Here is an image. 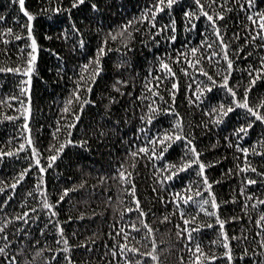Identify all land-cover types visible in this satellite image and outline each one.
Masks as SVG:
<instances>
[{"label": "trees", "instance_id": "obj_1", "mask_svg": "<svg viewBox=\"0 0 264 264\" xmlns=\"http://www.w3.org/2000/svg\"><path fill=\"white\" fill-rule=\"evenodd\" d=\"M66 2L67 0H65ZM149 2L150 0H104L105 7L102 8L101 14L94 16L85 7L78 13L74 10L72 19L79 22L89 16L93 17L91 21L93 32L89 37L91 39V36H95L94 30L97 27L107 31L108 28L118 26L126 19L138 16ZM184 2L185 0H180L181 4ZM229 4L231 6V0H229ZM26 6L31 11H36L38 7L42 6V0H26ZM17 14L18 6L13 3V0H0V15H4L7 21V24L0 23V29L5 26H12L14 30L18 29L19 24L12 20V17ZM171 15L177 21L176 41L165 42L164 36L157 34L160 43L155 45L151 42L146 43L145 41L148 39L147 22L138 24L139 31L133 33L135 37L132 41L133 51L129 55L135 60L132 75L135 77L136 95H139L142 91L145 77L155 83V81H152V77L160 71L156 67L158 56L164 55L165 52L174 56L176 49L183 51L184 47L195 46L203 38L202 21L197 22L196 29L188 32L184 28L182 8L174 6ZM166 16L167 13L159 15L158 20L166 23ZM20 22H24L22 14ZM218 23L220 22L218 21ZM250 23L239 10L227 13L225 20L221 23L225 43L230 45L228 49L229 56L234 62L230 83L235 85L236 82H239L241 87L248 79L246 71H242V69H246L248 64L256 65L258 58L264 56V39L256 37L254 42L250 39L252 33L247 31V25ZM70 24L71 20L55 13L38 15L33 21V32L41 49L37 71L33 74L29 86L31 113L28 118V128L24 127L25 117L20 114L22 105L26 109L29 106L28 96L22 94L19 87L20 80L24 77L20 74L0 72V100L4 101V103H0V149L8 151L11 148H16L18 143L25 142L30 135L33 144L43 153V156L51 154L48 146L54 143L53 131L58 127L57 120L62 115L60 109L63 107V100L67 97L73 84L69 79L70 72L63 78L57 79V73L52 69L62 68L64 65L58 63L55 56L47 51L49 48H55L61 53V56H66L67 46L64 42L55 38L51 41L45 40L44 34L58 33L61 31L60 25L70 28ZM224 25L227 26L226 29ZM78 26L83 25L78 23ZM233 33H236L240 38L235 39ZM98 39V36L96 39H92L93 46ZM245 41L248 42L245 43ZM28 43L27 39L22 38L20 41L11 40L5 45L3 39L0 38V68L14 67L17 63H22V59L18 57L17 52ZM70 43L71 41H69ZM208 43H212L213 47L211 49H205L204 46H201V51L205 55H209L213 51L216 53L222 52L216 38L211 33H209ZM241 45H243V51L239 50ZM257 45H261V47H257ZM110 47L113 50L106 55L103 61L104 74L92 93V97L97 100L99 107L91 105L85 107L81 121L72 129L73 139L79 138L82 133L91 130L100 122V113L103 112V104L100 102L101 95L104 93L116 95L114 90L110 91V86L114 75L120 74L115 65L123 57L117 49L116 42H110ZM5 49H7V52H5ZM233 49L237 51H233ZM26 51L27 49H25V57ZM245 52L252 55L247 56ZM88 54H92L91 50ZM80 59V56L76 55L71 62L76 63ZM213 60L214 62H210L201 59V64L205 71L219 79L220 71H222L226 62L223 61L222 55L215 56ZM184 66L189 67V75L181 72L179 65L172 64L180 84L175 102L177 111L184 117L185 132H194L197 149L201 151V159L206 164L219 161L206 168L205 174L210 182L218 181L211 185L212 193L215 194L217 203L220 205L219 209L215 211H218L220 218L225 220L224 230L228 233L234 256L241 252L245 245L250 251H253L254 245L260 239L259 233L261 232L255 221L261 213H264V204L253 203L257 198L264 200V180L259 175L260 172H264V158L249 154L248 159L257 171L245 173L242 170H237L238 163H244L243 154L227 146L224 141V136L236 123V117L232 116L225 126L218 127L208 123L209 118L204 114L202 108L189 104L186 99L187 95L194 93L195 84L200 81L206 82V77L199 72H195L193 75L194 70L191 66ZM148 69H151V72ZM124 75L127 77L129 73L125 72ZM188 84H192L193 88L188 89L186 87ZM169 87L170 84L166 80L159 88L164 100L158 98H155V100L161 107L171 106L167 103L169 100L167 89ZM253 93L256 97H259L264 94V88L254 89ZM253 93H250V99H252ZM148 94V92L144 93L145 96H148ZM13 96L17 99H8V97ZM119 99L120 103L114 106V111L117 113L116 119H120L124 111L130 109L133 105L136 107V114L139 115L140 108L149 102H130L127 96ZM106 102L105 100L104 103ZM7 116L16 118L9 120L6 118ZM165 116H168V114L165 113L159 118L158 127L169 126L164 118ZM204 123H208L207 129L203 127ZM59 127L58 140L62 141L65 138L63 120H60ZM138 127L139 124L129 111L128 123L119 129L124 139L113 137L110 141L111 150L105 147L100 151L83 152L72 145H67L65 152L57 158L52 166L47 168L44 174L49 193L48 198L51 201L57 198L62 188L71 187L72 184H79L81 180H86V184L82 188H77L76 191L69 193L58 208L64 234L73 246L67 254L71 256L75 264H123L124 257L119 254V245L125 243V236H127L126 243L139 247L141 253L149 251L151 241L145 235L147 229L144 227L142 220L147 221V224L154 230L152 235L155 236L157 242L156 252L159 254L160 264H190L189 257L191 253L188 251V244L185 242L184 237L178 235L177 223H182L181 217L179 212L173 210L175 201L168 199V196L169 193H175L183 188L184 183L191 182L194 191L192 193L181 192V195H192V201L187 205H183V207L186 215H194L199 211L196 202L210 200V194L207 188L201 185L202 178L196 174V166H193L192 171L182 173L178 178L161 186L158 182L159 173L154 175L156 169L153 161L146 160L144 157L133 158L128 153L129 144H131L132 149L136 148V144L129 138L133 136ZM250 131L251 135L243 141H237L235 137L230 138L234 143H240L243 147L255 140L260 133L264 132V129L257 126ZM217 137H219V143ZM138 139L142 140L143 137H138ZM213 144H216V147H212ZM181 151V148L173 145L170 154H168V159L174 160L181 154ZM43 156L41 157L42 162ZM29 157L30 146L27 145L18 156L0 157V181L11 184L16 173L26 167ZM118 164H123L124 169L132 173L128 184H122L119 178L115 177L114 172L117 170ZM155 164L159 165L160 161H155ZM228 169H232V172H229ZM98 174L107 177L102 186L97 184ZM37 178L36 172L30 170L26 179L17 185L14 195L7 187L4 188V192H0V200L8 196L12 197L7 205L0 207V220L21 215L29 208L36 207L39 203V195L36 192ZM247 178L255 179L256 184H246ZM132 182L135 183L136 196L139 198L140 207L143 208L145 213L143 217L134 207L135 201L132 199L131 194L125 190L131 186ZM93 185H95V188L92 187ZM241 186L244 187V192L240 191ZM153 188L156 191H153ZM195 190H199L200 194L198 196L194 194ZM29 192L32 193V196L27 195ZM248 193H251L252 196L249 197ZM233 196H235V200H233ZM109 197H111V200L108 199ZM245 200L248 201L247 205L244 203ZM204 206L208 208L209 212L214 211L210 204ZM126 208H132L133 210L131 212L122 211ZM36 211L40 214L38 223L33 224L31 220L23 225L22 222H14V225L9 227L10 238L17 241L16 245L9 246V252L11 253L14 247L23 248V252L18 254L20 264H45V257L56 258L51 264H66L63 254L48 251V249H62L64 245L60 242L59 235L52 225H49L44 233L39 232V228L44 227L46 223V210L37 208ZM93 213L96 214L93 215ZM31 216L32 213L29 212V217ZM69 216L72 219H68ZM165 216L169 218L165 220ZM229 217H237V219L232 220ZM198 219L203 224H211V227H202L199 232L194 234L195 240L201 244L206 252L215 253L218 257L217 261H209L208 264H226L225 259L219 255L224 247L220 243L222 239L219 236L220 226L215 217L200 211ZM132 223H135L137 228H131L130 224ZM21 226L24 232L29 233V238L24 240L23 245L19 243V240L23 239L21 233L11 234L13 227L20 229ZM33 237L39 241V244L32 242ZM233 237L237 239H233ZM86 240L89 242L84 243ZM212 241L217 242L212 244ZM3 243L4 241L0 237V244ZM114 247L118 249L115 254L112 252ZM37 248L45 249L42 255H33ZM124 251L128 258L133 261H140V264H153L150 257L145 256L141 260L140 254L128 252L127 249H124ZM181 256L184 258L183 260L180 259ZM3 259L0 256V262ZM234 264H250V262L236 259Z\"/></svg>", "mask_w": 264, "mask_h": 264}, {"label": "snow or ice", "instance_id": "obj_2", "mask_svg": "<svg viewBox=\"0 0 264 264\" xmlns=\"http://www.w3.org/2000/svg\"><path fill=\"white\" fill-rule=\"evenodd\" d=\"M13 3L18 6V14L13 16L12 20L19 24V28L14 30L12 26L3 27L0 29V38L3 39L5 45L11 40L20 41L22 38L27 39L29 43L22 46L17 52L18 57L22 59V63H17L14 67L0 68V72L20 74L24 77V79L20 80L19 84L21 93L29 98L27 109L23 105L20 108V114L25 117L24 127L28 128V118L31 113L29 86L31 85L33 74L37 71V62L41 49L37 37L33 32V21L38 15L55 13L71 20L70 28L60 25V32L53 33L52 35L45 33L44 39L51 41L55 38L64 42L67 46L68 52L66 56H61V53L55 48H49L47 51L55 56L58 63L64 65L62 68L52 69L56 71L57 79L63 78V76L70 72L71 76L69 79L72 81L73 87L63 100V107L60 109L62 115L57 120L58 127L53 131L54 143L48 146L51 154L43 156V153L33 144L30 135L25 142L18 143L16 148H11L8 151L0 149V157H10L18 156L25 149L26 145L30 146V157L28 158L26 167H23L16 173L11 184H5L0 181V192H4V188L7 187L14 195L17 185L26 179L30 170H33L38 177L36 180V192L39 195V203H37L35 208H29L21 215L0 220V237L4 241L3 244H0V256L4 258L0 264H20L18 254L23 252V248L14 247L13 251L9 252V246L16 245L17 241L10 238L8 229L14 225V222H22L23 225L31 220L33 224L38 223L40 214L36 211L37 208L46 210V223L44 227L39 228V232L44 233L48 226L52 225L55 232L59 235L60 242L64 245L62 249L55 248L48 249V251L63 254L66 264H75L71 256L67 254L73 246L64 234L58 208L66 196L76 191L77 188H82L86 184V180H81L79 184H72L71 187L62 188L57 198L51 201L48 198L49 193L44 174L47 168L52 166L57 158L61 157V154L65 152L67 145H72L83 152L100 151L105 147L111 150L110 141L113 137H119L121 140L124 139L119 129L128 123L129 111L139 124L137 131L129 138L136 144L135 149H132L131 144L128 145L129 155L133 158L144 157L146 160L153 161L154 168L156 169L154 175L159 173L158 182L161 186L178 178L182 173L192 171L193 166H196V174L202 178L201 185L207 188L210 194V200L196 202L199 211L194 215H186L183 207V205H187L192 201V195H181V192L192 193L194 191L191 182L184 183L183 188L175 193H169L168 196V199L175 201L173 210L179 212L181 217L182 223H177L178 235L184 237L185 242L188 244V251L191 253L189 257L190 264H208L209 261H217L218 259L215 253L206 252L194 238V234L199 232L200 228L211 227V224H203L199 221L200 211L214 216L220 226L219 236L222 237L220 243L223 245L224 250L219 255L225 259L226 264H234V260L236 259L248 260L250 264H264V213H261L255 221L261 232L259 233L260 239L258 243L254 245V250L250 251L245 245L243 250L236 256L233 254L228 233L224 230L225 220L220 218L218 211H215L219 209L220 205L217 203L215 194L212 193L211 185L218 181L210 182L208 176L205 174L206 168L210 167L212 163H218L219 161H212L206 164L201 159V151L197 149L194 132H185L184 117L177 111L175 103L176 95L180 88L179 78L172 67V64L175 63L180 66L179 70L181 72L189 75V67L184 65H190L194 70L193 75L195 72H199L206 77V82L200 81L195 84L194 93L186 96L188 103L201 107L204 114L209 118L208 123L218 127L227 125L232 116L236 117V123L229 129L228 134L224 136V141L227 146L243 154L244 163H238V171L242 170L245 173L249 171L256 172L257 169L249 161L248 156L251 154L254 157L264 158V132L260 133L250 144L243 147H241L240 143H234L230 137H235L237 141H243L251 135L250 130H254L257 126L264 129V94L256 97L253 93L254 89L264 88V56L258 58L256 65L248 64L246 69H242V71H246L248 77L242 87L239 82H236L235 85L230 83L234 62L229 56L228 49L230 45L225 43L221 23L225 20L227 13L239 10L251 22L247 25V31L252 33L250 39L253 42L256 37L264 39V6H262L264 5V0H231V6L229 0H185L183 4L180 3V0H150L138 16L126 19L118 26L108 28L107 31L97 27L94 30L95 36H91V39L89 37L93 32L91 28L93 17L89 16L87 19L78 22L77 20H73L72 16L74 10L78 13L85 7L94 16L99 15L102 8L105 7L104 0H67L66 3L65 0H42V6L38 7L36 11H31L26 6V0H13ZM174 6L182 8L183 24L186 31L191 32V30L197 28V22H203V38L195 46L184 47L183 51L176 49L174 56L168 52H165L162 56H158L156 67L160 71L152 77V81H155V83H152L145 77L144 87L139 95H136L135 77L132 75L135 60L129 55L133 51L132 41L135 39L133 33L139 31L138 24L147 22L148 39L145 41L146 43L151 42L153 45L160 43L159 39H157V34L164 36L165 42L176 41L177 21L171 15ZM165 13H167L166 23L158 20V16ZM21 14L24 18L23 23L20 22ZM85 15L87 14L85 13ZM0 23L7 24L4 15H0ZM78 23L83 26H78ZM224 27L226 29L227 26L224 25ZM209 33L216 38V42L222 49L221 53L213 51L209 55H205L201 51V46H204L205 49L213 47L212 43H208ZM97 36L99 39L93 46L91 41L92 39H96ZM233 36L237 40L240 38L236 33H233ZM69 41H71L70 44ZM110 42H116L117 49L123 57L115 65L120 74L114 75L110 86V91L114 90L116 95H109L107 93L101 95L100 102L103 104V112L100 113V122L91 130L82 133L79 138L73 139L72 129L81 121L85 107L89 105L99 107L97 100L93 99L92 93L99 79L104 74V58L113 50L110 47ZM247 42L245 41V43ZM257 47H261V45H257ZM25 49H27L26 57L24 55ZM89 50H91V55L88 54ZM239 50L243 51V45L240 46ZM233 51L237 50L233 49ZM5 52H7V49H5ZM76 55H79L81 59L77 60L76 63H72L71 61L75 59ZM217 55H222L223 61L226 62L223 65L222 71H220L219 79L205 71L201 64V59L214 62L213 58ZM245 55L251 56L252 54L245 52ZM148 71L151 72V69H148ZM125 72L129 73L127 77L124 75ZM197 79L199 78L197 77ZM166 80L170 84V87L167 89L169 92L167 103L171 106L161 107L160 104L156 103L155 98L164 100V96L159 91V88ZM186 87L192 89L193 85L188 84ZM145 92L149 93L148 96L144 95ZM250 93H253L252 99H250ZM124 96H127L130 102H149L140 108L139 115L136 114V107L133 105L130 109L124 111L120 119H116L117 113L114 111V106L118 105L120 103L119 98ZM8 99H17V97H8ZM105 100L107 101L106 103H104ZM0 103H4V101L0 100ZM165 113L168 114L164 118L167 120L169 126L158 127L159 118ZM169 117L171 118L169 119ZM6 118L12 120L16 117L7 116ZM60 120L64 121L65 127V138L62 141L58 140ZM208 123L203 124L205 129L208 128ZM138 137H143V139L139 140ZM217 142L219 143V137H217ZM173 145L181 148L182 151L174 160H169L168 154H170ZM212 147H216V144H213ZM155 161H160V164L156 165ZM228 171L232 172V169H228ZM114 175L119 178L122 184H128L132 173L126 171L123 164H118ZM259 175L264 180V172H260ZM106 179V176L98 174L97 184L102 186ZM256 182L252 178H247L245 181L248 185H254ZM92 187L95 188V185ZM125 190L131 194L132 199L135 201L134 207L139 211L141 217H143L145 213L143 208L140 207L139 198L136 196L135 183L132 182L131 186ZM153 191H156V189L153 188ZM240 191L244 192L243 186H241ZM194 194L198 196L200 194L199 190H195ZM5 195L7 196V194ZM27 195L32 196V193L29 192ZM248 195L249 197L252 196L251 193H248ZM11 199L12 197L8 196L0 200V207L7 205ZM108 199L111 200V197ZM233 200H235V196H233ZM244 203L247 205L248 201L245 200ZM253 203L264 204V200L257 198ZM205 204H210L214 211L209 212L208 208L204 206ZM132 210V208H126L122 211L131 212ZM29 212L32 213L31 217H29ZM95 214L93 213V215ZM168 218L167 216L164 217L165 220ZM68 219H72V217L69 216ZM229 219L235 220L237 217H229ZM142 223L147 229L145 235L151 241L150 250L141 253L139 247L126 243L127 236H125V243L119 245V254L124 257L123 264H140V261L129 259L124 249H127L131 253L140 254L141 260L147 256L151 258L153 264H160L159 254L156 252L157 242L155 236L152 235L154 230L147 224V221L142 220ZM130 227L135 229L137 225L132 223ZM17 232L22 234L23 239H20L19 243L23 245L24 240L29 238V233L24 232L22 226L20 229L13 227L11 234ZM233 239L237 238L233 237ZM32 242L39 244V241L34 237L32 238ZM88 242L87 240L84 241V243ZM216 242L212 241L211 243L215 244ZM44 251V248H37L33 255H42ZM117 251L116 247L112 249L113 254ZM44 259L45 264H51L56 258L45 257ZM180 259L183 260L184 258L181 256Z\"/></svg>", "mask_w": 264, "mask_h": 264}]
</instances>
